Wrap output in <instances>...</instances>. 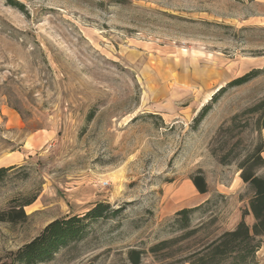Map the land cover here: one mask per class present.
<instances>
[{
  "label": "rangeland",
  "instance_id": "1",
  "mask_svg": "<svg viewBox=\"0 0 264 264\" xmlns=\"http://www.w3.org/2000/svg\"><path fill=\"white\" fill-rule=\"evenodd\" d=\"M17 1L0 0V211L29 204L0 222V262L97 202L109 214L43 264H132L131 250L137 264H188L240 219L252 226L239 162L264 147V0Z\"/></svg>",
  "mask_w": 264,
  "mask_h": 264
},
{
  "label": "trees",
  "instance_id": "2",
  "mask_svg": "<svg viewBox=\"0 0 264 264\" xmlns=\"http://www.w3.org/2000/svg\"><path fill=\"white\" fill-rule=\"evenodd\" d=\"M11 6L23 8L17 0H7ZM255 71H249L242 76L234 78L228 83V86L240 85L249 81ZM220 87L219 91L211 98L214 100L217 95L225 89ZM209 105L206 104L198 115L196 121L202 117ZM251 154L246 156L240 163V177L247 182L252 190V196L249 199L248 206L253 217V224L250 227L243 219H240L236 227L232 230H225L216 238L203 243L195 250L191 251L189 256L184 258L188 264H264L256 259V252L260 241L264 239V177L255 174L254 168L264 164V157L261 153L264 151L262 142L253 147ZM224 162V160H222ZM11 167H0V181L6 175ZM195 188L204 193L207 190V183L201 174L191 177ZM29 203L10 206L0 211V222L19 223L27 218L23 207ZM194 208H183L177 212L181 215L180 223L183 228L189 225V213ZM110 212L109 203L97 202L83 214L66 215L62 218L54 219L48 222L45 227L32 238L29 242L19 246L17 250L11 253V258L0 262V264H43L53 258L54 253L71 241L82 238L87 231L89 222L98 218H104ZM195 230H188L185 235L191 236ZM132 264H137L140 259L139 251L130 252Z\"/></svg>",
  "mask_w": 264,
  "mask_h": 264
}]
</instances>
